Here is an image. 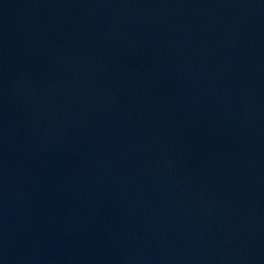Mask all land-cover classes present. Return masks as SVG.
Listing matches in <instances>:
<instances>
[{
  "label": "water",
  "instance_id": "1",
  "mask_svg": "<svg viewBox=\"0 0 264 264\" xmlns=\"http://www.w3.org/2000/svg\"><path fill=\"white\" fill-rule=\"evenodd\" d=\"M0 264H264V0H0Z\"/></svg>",
  "mask_w": 264,
  "mask_h": 264
}]
</instances>
